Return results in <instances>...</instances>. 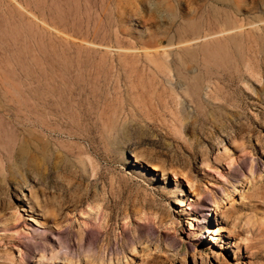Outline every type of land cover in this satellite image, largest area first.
<instances>
[{"label": "rangeland", "instance_id": "1", "mask_svg": "<svg viewBox=\"0 0 264 264\" xmlns=\"http://www.w3.org/2000/svg\"><path fill=\"white\" fill-rule=\"evenodd\" d=\"M0 264H264V0H0Z\"/></svg>", "mask_w": 264, "mask_h": 264}, {"label": "bare ground", "instance_id": "2", "mask_svg": "<svg viewBox=\"0 0 264 264\" xmlns=\"http://www.w3.org/2000/svg\"><path fill=\"white\" fill-rule=\"evenodd\" d=\"M227 20V19H226ZM230 25H231V23H229ZM233 27V26H232ZM228 29V28H227ZM230 29V28H229ZM221 32V31H220ZM218 48V47H217ZM223 48V47H222ZM222 48H220V49H222ZM219 49V48H218ZM220 51H222V50H220ZM219 52V51H218ZM222 55H223V53H222ZM217 57H219V56H217ZM220 59V58H219ZM194 90V89H193ZM197 91H198V89H197ZM191 97V96H190ZM137 159V158H136ZM142 159V158H141ZM140 160V159H139ZM137 161V160H136ZM177 205H182V204H180L179 202H177ZM214 234H216L215 232H214Z\"/></svg>", "mask_w": 264, "mask_h": 264}]
</instances>
